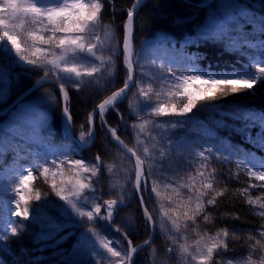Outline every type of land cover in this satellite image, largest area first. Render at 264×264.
<instances>
[{"label":"trees","instance_id":"obj_1","mask_svg":"<svg viewBox=\"0 0 264 264\" xmlns=\"http://www.w3.org/2000/svg\"><path fill=\"white\" fill-rule=\"evenodd\" d=\"M205 1L207 0H147L142 5L134 18L133 33L134 52L140 53L139 57L134 55V59H140L139 65L134 68L140 79L134 84L126 101L109 110L105 115V120L111 128L119 127L118 136L124 144L138 151L142 158L144 149L149 150L150 162L146 163V168L161 169L162 165V170L156 171L154 175L143 176L142 203L154 221L156 234L150 246L144 250L145 254L133 264H198L196 260H192L193 256L199 255L197 242L207 244L210 239L223 240L221 234L225 230L230 232L229 248L222 250L220 255H215L216 261H222L223 264H227L228 260H232L233 264H246L248 259H252L254 264H262L264 261V248L259 252L252 248L257 242L264 245V235H262L264 215H260L264 209L259 207L264 203L262 199L264 187L260 186L264 182L251 178L246 171L250 165L246 161L241 163L245 157L255 156L257 160L264 159V151H260L249 139L255 137L259 128L245 127L246 123L250 124V122L229 115L237 107L256 116L264 113V82H258L253 89L227 94L211 102H200L198 107L186 117L173 115L155 117L151 114L148 105L138 100L136 95L140 88H143L152 96L153 104H180L178 98L173 100L167 95L169 90L175 91L171 83L172 78L159 79L162 75L170 77L167 68H173L174 64L180 63V70L184 74H187V69L192 64L202 71H208L210 68L215 73L245 72L255 71L250 67V57L264 59V56H260L256 50L230 47L226 39H197L196 43L185 46L184 42L187 38L190 36L195 38L199 30L207 26L213 14L219 16L223 13L222 4L228 9L233 8L239 14L235 22L240 24L241 34H254V29L258 27L256 22L264 17L261 0H212L202 6ZM100 2L104 5L103 27L96 32V35L101 37L99 42L101 47L97 49V55L103 57V60H96L95 57L87 54H81L75 60H68L70 65L75 64L81 72L93 67L100 69L91 77L83 76L78 81V86L72 84L65 89L68 93L67 106L74 128L85 123L92 110L103 99L124 85L122 28L126 20V12L134 0H100ZM38 27L30 21H25L23 30H34ZM92 42L97 43L94 39ZM113 49L116 50L115 56L111 54ZM55 51L56 55L60 54L59 50ZM189 57L194 59L190 61L187 59ZM48 58L51 59V56L49 55ZM152 59L156 60L155 65L149 62ZM162 64L166 65V68H162ZM0 65L5 68L9 77V83L4 85L8 92L4 100L0 101V109L45 74L44 70L39 68L17 63L8 54H0ZM48 68H51V65H48ZM50 78L59 84L55 76ZM71 79L76 80L75 77ZM14 80H18L16 86H13ZM157 92L162 95L157 97L154 95ZM31 97L35 102H20L5 117L0 118V123L7 126L12 113L21 105L35 106L46 115L35 142L31 144V155L20 153L18 156L9 148L5 153L0 154V235L10 234V229L7 228L9 222L18 229L21 227L23 229L19 237L0 241V260L5 264H58L59 250H64L66 256L75 252L81 264H114L115 258H112L102 245L108 244L122 253L127 251V246L120 236L106 226L102 206L108 200H120V198L122 200L123 193L118 194L116 179L124 172L122 177L128 183L127 189L131 186L132 162L106 138L102 131H96L94 142L84 150L76 149L66 140L59 131L62 114L61 99L52 85H44ZM178 120L187 122L188 128L182 132V135L184 141L197 153L199 146L205 145L206 138L192 129L202 125L214 131L217 138H222L232 150V154L229 156L226 152L221 156L219 153H214L204 164L198 163L200 159L198 155L188 158V154L179 150L176 143L181 133L168 127ZM215 121H223V124L217 126ZM141 124L144 125L143 131L139 127ZM161 124L165 127H159ZM161 142L165 150L173 151L169 159L155 155L160 150ZM218 142V140H210L207 143L211 145ZM153 144H156L155 149ZM63 152L72 159L83 160L89 167L97 155L102 158L103 169L98 174L97 186L88 190L86 200L80 205L83 211H90L99 204L101 215L94 216L91 221H88L87 217L77 216L73 222L76 226L65 228L57 235L56 240L66 237L58 247L39 251L37 250L39 246L33 243L37 227L31 222L21 223V218L10 215L14 205L9 203L13 193L8 189L14 186L12 181L18 182L20 175L32 171L29 185L31 194L40 192L42 197L47 196L49 200L63 204L51 194L50 187L52 172L63 171L64 179L73 175L70 171L73 168L71 163H60L65 160V156L61 154ZM224 157H228L227 162ZM155 161H161V164H156ZM56 164L60 166L57 168ZM44 167H49L50 171L41 175ZM200 171L205 172V177L213 171L218 173L212 180L214 184L212 189L203 190V184L209 181L201 179ZM89 176L90 173H82V182H89ZM55 179L59 183L61 176L57 174ZM196 189L203 192L201 203L205 208L196 217L185 219L184 212L187 211L188 216L191 217V209L195 207L196 197L201 195ZM244 189H248L247 193L243 191ZM218 193L220 195H217ZM213 197H216L218 203L209 205L207 201ZM249 200H256L257 203L250 204ZM38 203L30 202V208ZM181 205L187 207L183 208ZM48 215L63 222L59 210L48 209ZM81 220L83 222H80ZM112 225L133 245L144 242L150 234L149 224L144 220L136 200L118 210ZM89 229L91 232L88 231ZM84 235L89 238L88 243L95 247L98 255H93L91 258H88L87 254L80 255ZM249 235L252 236L251 240ZM236 236L240 239H235ZM49 243L54 244L55 241ZM184 248L188 249L186 253L183 251Z\"/></svg>","mask_w":264,"mask_h":264},{"label":"snow or ice","instance_id":"obj_2","mask_svg":"<svg viewBox=\"0 0 264 264\" xmlns=\"http://www.w3.org/2000/svg\"><path fill=\"white\" fill-rule=\"evenodd\" d=\"M261 4L264 6V0H261ZM102 7L104 5L100 0H91V2H85V0H0V54L11 55L17 63L44 70V79L55 76L59 82L60 92L63 94L64 99L67 100L68 93L65 91L66 87L72 84H77L78 86V81L83 76L91 77L94 72L100 70L98 67H93L81 72L75 64L70 65L68 60H75L81 54L93 56L96 60H103V57L97 55V49L101 47L99 43L101 37L96 35V32L103 27ZM138 7L139 3H133L128 8L127 21L123 25L122 55L127 65V80L119 91L113 92L108 99L99 105L101 113H103L106 106L111 105L118 97L123 96L130 89V86L136 84L140 79L134 72V67L139 65L140 59H133L134 55L137 57L140 56V53L138 51L134 52L133 49L134 13ZM221 7L223 8V13L219 16L213 14L207 26L202 27L195 38L192 36L187 38L184 42L185 46L196 43L197 39H226L230 47L256 50L260 56H264V17H261L256 22L258 27L254 29V34H241L240 24L235 22V18L239 14L233 8H226L224 4ZM25 21H30L31 24L38 25L39 27L34 30L25 31L23 30ZM245 23L249 22L245 21ZM93 39L97 43H93ZM55 50H59L60 54L56 55ZM111 54L115 56L116 50L113 49ZM49 55L51 59L48 58ZM187 59L191 61L194 58L189 57ZM250 59V67L255 69V71L215 73L210 68L208 71H202L192 64L187 69V74H184L180 70L181 64L176 63L173 65L175 70L173 68H167V73L170 74V77L168 75H162L159 79L172 78L171 83L174 85L175 91L169 90L167 95L173 100L178 98L181 101L180 104H153L152 96L146 93L143 88H140L136 94L137 99L147 104L151 114L155 117L168 115L186 117L198 107L200 102H211L227 94H236L245 89H253L258 82H264V59L256 56L250 57ZM149 62L153 65L156 64L155 59ZM48 65H51V68H48ZM161 67L166 68V65L162 64ZM72 77H75L76 80L71 79ZM8 83V73L0 65V101H3L7 95L8 89L4 85ZM154 95L159 97L162 94L157 92ZM63 115L66 118V122L71 124L72 116L68 106L64 107ZM229 115L232 118L250 122V124L246 123L245 127L251 126L259 128L255 137H249V139L255 143L260 151H264V113L256 116L251 112L243 111L237 107ZM45 119V113L35 106L21 105L17 107L7 122V126L0 123V154L4 153L5 145H7L18 156L20 153L31 155V144L35 142V137L38 135L40 126L44 123ZM93 119L94 114L89 117L90 124L93 123ZM101 123L103 124L104 121L102 120ZM214 123L220 126L223 124V121H215ZM197 124L199 125V122ZM139 127L141 131L144 130L143 124ZM159 127L164 128L165 125L161 124ZM168 127L181 133L178 135L176 141L178 149L186 152L188 158L198 155L200 157L198 163L200 164L208 161V158L213 156L214 153H219L221 156H224L226 152L229 153V156L232 154V150L224 140L217 138L215 132L207 127L201 125L192 129L200 136L206 138L205 145L199 146L198 153L192 149L191 145L184 141L182 132L188 128L187 122L178 120ZM28 133L31 134L29 135ZM92 135V133H89L88 137H86L82 131L79 137L81 145L87 144L88 139ZM112 135L121 144H124V141L120 139L115 129L112 131ZM210 140H218L219 142L208 145L207 142ZM155 148L156 144H153V149ZM126 151L131 153L132 157H135V179L136 187L139 190L142 176L154 175L156 171L162 170V165L161 169L145 167L146 163L150 162V153L147 148L144 149L143 158L133 148L126 147ZM61 154L65 156V160L60 163H71L73 168L70 171L73 172V175L64 179L65 174L63 171L59 173L52 172L53 179L50 187L51 194H54L63 204H57L55 201L49 200L47 196L42 197L40 192H36L35 195L31 194L29 185L32 178V171H28L26 175H20L18 182L12 181L14 186L8 189L13 193V198L9 203L14 205V209L10 210V215L21 218V223L27 221L37 227L38 230L34 234L33 243L39 246L37 249L39 251H44L49 247H58L66 237H60L59 240H56L57 235L65 228L76 226L73 222L77 216L80 218L87 217V220L91 221L94 216L101 215V206L99 204H96L90 211H83L80 205L82 201L86 200L88 190L90 188L95 189L97 186L98 174L103 169L102 158L97 155L95 161L89 167L83 160L72 159L67 156L66 152ZM172 154V150L164 149L162 142L160 144V150L155 153V155L163 159H169ZM224 158L225 162H227L228 157ZM245 161L250 165V167L246 168L247 174L254 180L264 182V159L257 160L255 156L245 157V160L241 161V163L243 164ZM155 163L161 164V161H155ZM59 166V164H56L57 168ZM49 171V167H44L41 175H45ZM82 173H90L88 177L89 182H82ZM57 174L61 176L59 183L55 179ZM217 174L213 171L208 174V177H205L204 171L199 172L202 180L208 179L209 181L203 184V190H209L214 187L212 180ZM260 186L264 187V184ZM196 191L201 192V195L196 197L195 207L191 209V217L188 216L187 211L184 212L185 219L196 217L205 208V205L201 203L203 192L200 189H196ZM243 191L247 193L248 189H244ZM217 195H220V193ZM30 202L39 203L34 204L30 208ZM105 203L108 208V216L111 217L113 214V206L117 205L118 201L113 199ZM207 203L209 205H216L218 201L216 197H213ZM249 203L256 204L257 201L249 200ZM181 207L186 208L187 205H181ZM259 207L264 209V203H261ZM48 209L54 211L59 210L63 222H59L54 217L49 216ZM165 215H168V213H165ZM260 215H264V212H261ZM80 222L83 221L81 220ZM177 227H179L178 224ZM7 228L10 229V234L0 235V241H9L10 237H19L23 231L22 227L18 229L11 222L7 224ZM88 231L91 232V229ZM221 235L224 238L223 240L220 238L210 239L207 244L198 241L197 247L199 248V255L193 256L192 260H196L198 264H223L222 261H216L214 256L220 255L222 250L229 248L228 238L230 232L225 230ZM234 238L240 239L238 236ZM88 239L86 235L83 236L80 255L87 254L88 258H91L93 255H98V253H96L95 247L88 243ZM251 239L252 236L249 235V240ZM49 241H55V243L50 244ZM147 243L148 241H145V244ZM5 247L7 246L5 245ZM102 247L106 249L112 258H115L114 264H129L132 261L133 254L138 251L137 247L131 246V242H129L127 251L123 253L114 250L108 244H103ZM252 248L259 252L264 248V245H260L257 242L256 245H252ZM89 249L91 250L89 251ZM8 251H11V249H8ZM170 251L174 252L175 249H170ZM183 251L186 253L188 249L184 248ZM59 257L58 264H81L80 260L76 258L75 252L66 256L64 250H59ZM0 264H5V262L0 260ZM227 264H233L232 260H228ZM246 264H254V262L252 259H248ZM262 264H264V261H262Z\"/></svg>","mask_w":264,"mask_h":264},{"label":"water","instance_id":"obj_3","mask_svg":"<svg viewBox=\"0 0 264 264\" xmlns=\"http://www.w3.org/2000/svg\"><path fill=\"white\" fill-rule=\"evenodd\" d=\"M145 1H146V0H135V1H134V3H139V7L136 9V11H135V13H134V17L136 16V14H137V12H138L140 6H141ZM126 21H127V19H126ZM133 29H134V26H133ZM134 72H135V71H134ZM47 83L52 84V85L55 87V89L57 90V92H58V94H59V96H60V98H61V101H62V113H63V109H64V107H65V102H64V96H63V94L60 92L59 85H58L54 80H51L50 78H47V79H40V80L36 81L33 85H31L28 89H26L21 95H19V96L16 97L14 100H12V101L7 105V107H6L5 109H3V110L0 111V117H3V116H5V115H7L8 112H9L10 110H12V109H13V108H14V107H15V106H16V105H17V104H18V103L24 98V97H26L28 94H30V93L36 91V90L39 89L41 86H43L44 84H47ZM132 87H133V85L130 86V89L127 90L123 96L118 97V98L116 99V101H114L111 105L106 106L105 109H104V111H103V113L100 112V110H99V105H100L101 103H103L104 100L108 99V97H110L113 93H112L111 95H109L108 97H106L104 100H102V102H100V103H99V104H98V105L92 110L90 116H92V115L94 114L93 123L90 124V123H89V119H88V124H89L90 133H92L93 135L91 136L90 141H89V143H88L87 145L82 146V145L80 144V142H78L77 140H75V139L73 138V135H72V126H71V124H69V123H68V127H69V131H68V139H69L71 142L75 143V145L78 146L79 148H84V147L86 148L87 146H89V145L92 143V141H93V139H94V135H95V131H94V123H95V120H98V122H100V123H101L102 120L104 121V113H105L108 109L113 108L114 106L118 105V104L121 103V102H124V101L126 100V98H127V96H128V94H129V92H130V90H131ZM117 91H119V90H117ZM115 92H116V91H115ZM90 116H89V117H90ZM101 125H102V128L106 131V133H108V134L110 135V137H111V142H113L114 144H116V145L118 146V148H119V149H120L125 155H127L129 158L131 157L132 163H133V165H134V180H133V186H132V189H131L130 195H129V197H128L127 200H125L124 202L118 204L120 208H122V207H126V206H128L129 203L132 201V199H133L134 196H136V198L138 199V201H140V199H139V190H138L137 187H136V179H135V157H132V156H131V153H128V152L126 151V147H127V146H126L125 144H121V143H120V142H119V141H118V140L112 135V131H113L112 128L106 126L105 122H104L103 124L101 123ZM116 132H117V130H116ZM142 178H143V176H142ZM142 178H141V180H142ZM113 208L115 209V205L113 206ZM143 213L145 214L146 219L152 224V234H151V237L147 240V241H148L147 244H145V242H144V243H142V244L136 246V247L138 248V251L142 250L144 247L148 246V245L151 243V241H152V239H153V236H154V232H155L154 225H153L152 221L150 220L148 214H147L144 210H143ZM106 216H107V219H108V214H107ZM121 236H122L125 240H127L126 237H125L123 234H121ZM127 244H128V246H129V242H127ZM131 246L133 247L132 243H131ZM138 251H137V252H138ZM137 252H135V253L133 254L132 261H130L129 264H132V263H133L134 257H135V255H136Z\"/></svg>","mask_w":264,"mask_h":264},{"label":"rangeland","instance_id":"obj_4","mask_svg":"<svg viewBox=\"0 0 264 264\" xmlns=\"http://www.w3.org/2000/svg\"><path fill=\"white\" fill-rule=\"evenodd\" d=\"M145 3V2H144ZM127 75H128V73H127V69H126V67H125V63H124V81H123V84H124V82L127 80ZM18 83V80H14L13 81V86H16V84ZM29 87V86H28ZM27 87V88H28ZM25 90V89H24ZM23 90V91H24ZM33 94V93H32ZM32 94L31 95H29L28 97H26L23 101H25V102H35V100H34V98H32L31 96H32ZM22 101V102H23ZM66 106H67V104H66ZM64 116L61 114L60 115V128H59V131L61 132V135H63V136H65L66 137V132H67V130H65L64 129V123H63V121H64ZM87 121H88V119H87ZM87 121L85 122V123H83L82 125H80V126H78V127H72V135H73V138L75 139V140H77L78 142H80V139H79V137H80V134H81V132L83 131L84 133H85V135H86V137H88V135H89V128H88V123H87ZM96 125H98L97 123H96ZM117 127V126H116ZM96 131H101V129H100V127H97L96 128ZM106 136V135H105ZM89 140V139H88ZM80 144H81V142H80ZM84 145V144H83ZM8 150V147H7V145H5V149H4V153L6 152ZM124 172H122V175H120L117 179H116V184H117V192H118V194H121V193H123V198H122V200H124L125 198H126V196H127V194H128V192H129V190H130V188H131V186L127 189V185H128V183H127V181L125 180V178L123 179V177L122 176H124ZM139 193H141L142 194V186H140V192ZM120 200H121V198H120ZM106 211H108V208H106ZM127 248V247H126ZM145 254V251H142V252H139V253H137L136 254V258L134 259V263H135V261H136V259H138V258H140V256H142V255H144Z\"/></svg>","mask_w":264,"mask_h":264},{"label":"bare ground","instance_id":"obj_5","mask_svg":"<svg viewBox=\"0 0 264 264\" xmlns=\"http://www.w3.org/2000/svg\"><path fill=\"white\" fill-rule=\"evenodd\" d=\"M96 122H97V124H98L99 126H101V123L98 122V120H96ZM104 122H105L106 126H108V127L111 128V126L108 125L107 121H104ZM63 123H64V129L67 130V122H66V118H64ZM101 127H102V126H101Z\"/></svg>","mask_w":264,"mask_h":264}]
</instances>
